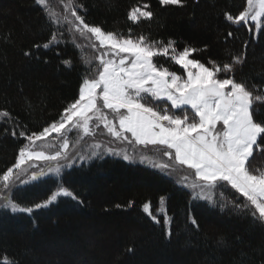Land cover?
<instances>
[{"label":"trees","instance_id":"16d2710c","mask_svg":"<svg viewBox=\"0 0 264 264\" xmlns=\"http://www.w3.org/2000/svg\"><path fill=\"white\" fill-rule=\"evenodd\" d=\"M246 1L73 3L86 23L119 37L172 41L177 51L194 48L190 58L207 67L213 66L210 62L233 64L231 72L217 73V78H233L254 95H264V24L254 36L245 23L225 16L238 15ZM133 8L153 15L134 22L129 19ZM53 33L58 42L45 48ZM233 58L242 62L235 64ZM153 60L182 72L171 55ZM98 66L84 59L67 29L53 23L36 0H0V112L9 113L0 118V175L15 164L28 135L60 120L78 99L84 79L97 75ZM152 103L173 112L165 100ZM253 107L254 119L264 122V102ZM153 148L162 153L160 146ZM250 159L252 170L264 171L259 147ZM59 187L77 198L60 196L30 213L0 208V264H264V220L226 182L214 187L210 203L148 165L106 155L73 164L58 175L15 184L8 196L31 208ZM161 198L167 225L161 216L154 220L144 211L146 203L156 211Z\"/></svg>","mask_w":264,"mask_h":264},{"label":"snow or ice","instance_id":"6c2138e0","mask_svg":"<svg viewBox=\"0 0 264 264\" xmlns=\"http://www.w3.org/2000/svg\"><path fill=\"white\" fill-rule=\"evenodd\" d=\"M36 2L45 8L53 23H60L59 17L49 11L47 0ZM181 3L182 0H161L163 5ZM64 8L78 22L73 24L75 31L82 37L86 33L91 34L99 47L105 49L96 57L99 60L97 75L84 79L79 98L64 109L59 121L26 137L29 144L20 148L15 164L0 175L3 188H10L14 178L19 179L22 166L29 161L58 162L62 158L67 159L69 140L66 134L78 129L89 135L90 124L96 121L97 126L103 124L116 139L128 141L126 133H130L137 144L161 146L163 155L170 159L174 153L175 161L193 169L196 179L208 187L214 188L219 182H226L250 202L254 207L253 215L258 213L259 218L264 220V171L252 170L250 159L254 158L257 147L264 156V122L254 119L253 107L256 102H264V95H254L245 83L233 78H217V73L231 72L233 64L226 63L221 67L210 62L213 66L207 67L198 59L189 58L196 52L194 48L177 51L172 41L157 44L147 41L144 36L137 39L119 37L86 23L75 10L73 0H67ZM152 15L150 11L133 8L129 19L136 22L140 17L151 18ZM225 16L228 21L237 24L247 23L250 18L256 27H260V18L264 17V0H247L245 10L236 16L229 13ZM63 19L68 21L67 16ZM57 42V35L53 33L43 46L48 48ZM170 49L171 59L186 71V79L154 63V57L169 56ZM114 57H119L118 62ZM233 62L239 64L242 61L233 58ZM64 63L70 64L71 61ZM159 99L170 101L171 108L188 105L193 114L191 117L187 112L170 114L167 108L153 105L152 101ZM105 109L113 114L112 119H109ZM8 115V112H0V117ZM217 125L222 127L218 129ZM53 133L61 137L59 149L54 154L36 151L37 141L46 140ZM13 135L16 133L13 132ZM124 159H129V156L125 155ZM160 166L168 167L167 164ZM59 170V166L49 168V171L57 173ZM36 177L37 174L33 173L31 178L35 180ZM59 196L77 198L68 188L60 187L43 204H36L35 207H46ZM4 199L7 201L3 205L5 208L29 213L33 210L21 208L8 201L6 196ZM144 211L152 215L147 203ZM153 219H156L155 216ZM193 223L196 221L193 220Z\"/></svg>","mask_w":264,"mask_h":264},{"label":"rangeland","instance_id":"374dc122","mask_svg":"<svg viewBox=\"0 0 264 264\" xmlns=\"http://www.w3.org/2000/svg\"><path fill=\"white\" fill-rule=\"evenodd\" d=\"M66 3L67 0H63V2L62 0H47V7L49 11L55 13L59 17L60 19L59 24L67 29L71 37L83 49L84 59L89 62L95 61L99 65V60L96 59V57H98L102 52H104L105 49L99 47L98 41H95L94 37H92L91 34L86 33L82 37L78 32L75 31L73 24H76L78 22L75 21L74 18L71 16L70 11L65 10L64 5ZM246 8H247V1L244 10ZM139 9L144 11L143 8H139ZM64 16H67L68 21H71L72 23L65 21L63 19ZM259 23H260V27H256L255 22H253L249 18L247 20V23L245 24L248 26V28L251 31H253V35L256 36L258 31L264 24V17L260 18ZM93 45H95V47H93ZM169 52H170L169 55H171L172 54L171 49L169 50ZM114 59H116L118 62L119 57H114ZM180 68L182 69V72L175 71L170 68L168 69L169 71H174L178 75L182 76V78L186 79L187 78L186 71L181 66ZM159 100L167 101L166 99H159ZM167 102L170 105V101ZM171 109L173 110V112H169L170 114L174 113L180 115L183 112H187L190 117L193 114L190 106L188 105L182 106L181 108L178 109L177 108H171ZM104 111L108 113L109 119L113 118V114L110 112V110L105 109ZM116 123L118 127V121ZM97 124L98 122L96 121H93L90 124L91 134L89 135H84L83 131L78 129H73L72 131L66 134L67 139L69 140V148L67 149V159L62 158L58 162H47V161H37V160L29 161L28 163L22 166V169L20 170V174H19V179L14 178V181L10 185V188L5 189L3 188V185L0 184V208L3 207V205L7 202L4 199L5 196L8 198V201H10L8 192L10 191L11 187L18 183L23 184L32 181L33 179L31 177L33 173L37 174L36 179L38 177H43L46 175H58L64 168H68L73 164H80L82 162H87L95 157H103L106 155L114 156L122 159H124L125 155H128L129 159L127 160L124 159V160L128 162L143 163L164 173L165 175L174 179L178 184L188 188L194 198L206 200L210 203L214 201V195H215L214 188L208 187L203 181L197 180L193 169H189L186 165H179L174 159V153H173V158L170 159L168 156L163 155L161 151L155 152L153 150L154 145H147V146H152V148H150L137 144L135 143L134 139L131 137L130 133H126V135H128L129 137L128 141L122 139H116L115 137H113L108 133L107 129L103 127V124H99V126H97ZM221 127H222L221 125H217L218 129H220ZM61 143H62L61 137L53 133L46 140L37 141V146L35 150L45 151L47 154H54V152L59 149ZM27 144H29L28 140L25 145ZM157 150H160V148ZM164 164H167L168 167L164 168L160 166ZM57 166H59L60 169L59 173L55 171H49L50 167L55 169ZM15 171L16 170L14 169V172ZM193 185H195V187H193ZM58 189H56L55 192L58 191ZM45 201L39 204H43ZM7 208L13 211L11 207H7ZM21 208H25V207H21ZM31 208L35 209L36 207L34 206ZM17 211L20 212L19 210ZM150 216L152 218L153 216H155L156 219L154 220H157L158 217L161 216L163 221L166 223V225L169 223V216L166 213L164 202L162 199L160 201L157 210L152 212V215Z\"/></svg>","mask_w":264,"mask_h":264}]
</instances>
